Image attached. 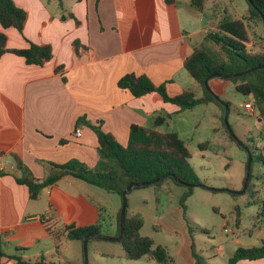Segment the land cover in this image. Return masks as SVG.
Instances as JSON below:
<instances>
[{
	"label": "crops",
	"instance_id": "0c3cea01",
	"mask_svg": "<svg viewBox=\"0 0 264 264\" xmlns=\"http://www.w3.org/2000/svg\"><path fill=\"white\" fill-rule=\"evenodd\" d=\"M13 2L27 16L22 33L0 26L7 36L6 47L25 48L28 41L49 44L52 58L37 65L11 52L0 55V244L6 254L32 262L84 264L83 243L67 238L66 226L99 225L102 235L115 237L121 204L110 200L103 205L97 198L104 197L99 187L72 175L42 188L34 197L16 181L21 172L15 156L41 181L49 175L51 162L77 159L90 168L98 162L97 136L89 127L75 124L79 116L100 124L122 145L132 124L152 128L157 115L170 113L167 121L179 116L185 110L163 101L159 93L133 97L118 86V80L126 73L144 74L155 84L171 80L167 90L172 96L194 87L200 88L202 96L183 60L208 42L206 33L214 27L211 20H205L204 7L198 11L190 0L172 4L164 0ZM69 12L74 18L62 21L60 16ZM221 82L211 77L208 85L218 94ZM77 127L81 128L79 137L73 135ZM259 191L264 194V185ZM237 220L236 225H241V217ZM243 232L248 240L235 236L227 251L233 254L239 247L260 245L264 214L259 213L252 228ZM106 237H89L105 244L91 253L88 264H123L110 260L121 256L129 260L123 247L115 248L119 241L102 239ZM192 254L191 244H183L171 264H196ZM142 257L133 260L135 264ZM235 264H264V258Z\"/></svg>",
	"mask_w": 264,
	"mask_h": 264
},
{
	"label": "trees",
	"instance_id": "16d2710c",
	"mask_svg": "<svg viewBox=\"0 0 264 264\" xmlns=\"http://www.w3.org/2000/svg\"><path fill=\"white\" fill-rule=\"evenodd\" d=\"M62 2L63 0H58ZM167 4L175 3L176 0H164ZM193 6L201 11L205 6V0H190ZM247 2V12L239 17L224 16L215 25L213 31L206 33V40L218 46V50L212 48H194L183 60V67L194 78L195 82L202 89V96L196 97L193 90L183 89L180 93L172 96L167 90V80L160 84L153 83L146 75L124 74L118 80V86L127 89L133 97H140L148 93H159L162 100L177 106L180 111L190 109L197 105L215 103L225 113L223 105L204 85V79L208 75L221 80H229L235 89L245 95H251L255 106L264 116V51L251 52L247 48V43L252 42L253 35L256 34L257 24L264 25V0H245ZM251 2V3H250ZM26 12L16 6L13 0H0V26L2 28L13 27L22 33L23 25L26 20ZM62 21L74 18L72 13L62 14ZM7 36L0 32V55L4 52H11L25 59L27 64L43 65L52 58L51 45H38L28 41V46L21 49L7 48ZM77 46V43H76ZM249 73H243L252 68L258 67ZM57 69H60L58 67ZM229 76V77H225ZM228 105V103H226ZM171 117L170 113L157 115L153 118L152 128L132 124L129 128L127 142L122 145L116 138L104 132L100 124H91L85 118L79 116L76 125H85L92 129L97 136V152L99 160L94 167H88L80 160L72 159L63 164L51 162L52 169L49 175L38 180L31 171L23 164L22 159L15 156L17 168L21 172L20 177H16L19 184L27 186L32 196H37L40 190L60 180L66 175H72L95 185L108 193H116L121 197L124 186L131 182H152L153 180L167 175L155 184H162L170 178L178 183L174 176L185 185L186 191L180 197V206L183 211L186 209V199L192 194L193 187L201 186L203 182L196 175L191 165V153L185 140L179 137L176 132L160 131L157 127L167 122ZM63 143V140L60 141ZM205 147L206 143L200 144ZM251 155L252 152L249 150ZM253 157V155H252ZM138 187V186H134ZM132 187V188H134ZM131 188V189H132ZM128 208V204H127ZM127 208L125 211V230L122 239L119 241L124 250V257L129 260H137L146 256L149 260L160 264H171L173 257L169 255L167 249L162 245H154L152 238L141 234L143 219L139 214L128 216ZM239 208H237V211ZM264 214V200L262 210ZM239 216L236 218V220ZM118 223L115 236L118 235L119 212L117 215ZM49 221V220H48ZM44 223L49 227L50 222ZM239 222V220H237ZM66 237L78 239L83 243L86 234L92 233L95 236L102 235L99 225L66 226ZM92 238H89L91 240ZM191 249L194 252V244ZM264 258V240L260 245L251 247H239L228 258L227 264H235L240 260H254ZM10 260L14 264H55L42 259L32 262L25 260L21 256L6 254L0 244V262ZM196 264H203L199 259H195Z\"/></svg>",
	"mask_w": 264,
	"mask_h": 264
},
{
	"label": "rangeland",
	"instance_id": "374dc122",
	"mask_svg": "<svg viewBox=\"0 0 264 264\" xmlns=\"http://www.w3.org/2000/svg\"><path fill=\"white\" fill-rule=\"evenodd\" d=\"M247 7L245 0H205V20H211L215 29L222 17L243 16ZM255 31L257 35L252 34V42L247 43V48L251 52L264 51L263 23L259 22ZM209 43L212 44L208 41L201 49L210 48ZM211 46L213 50H218L217 45ZM215 79L223 83L222 92L217 96L228 103L230 131L223 122L221 108L215 103L186 109L158 127L160 131L177 132L185 140L191 153V165L203 182V186L193 187L192 194L186 199L185 211L180 206V197L186 187L170 178L160 185L154 183L134 187L127 195V213L131 214L133 210L144 221L140 231L142 235L152 238L154 245L164 246L170 256L176 254L179 246L193 243V257L203 264H226L227 257L232 254L227 251L231 241L235 236L242 241L248 240L243 231L252 228L264 199V194L259 191L264 185V116L251 95L240 93L229 80ZM192 90L200 97L199 87ZM249 103L251 110L247 109ZM202 143L206 146L201 147ZM245 148L251 150L253 157L248 186L243 193H239L244 186L248 159ZM100 189L104 197L97 198L103 205L107 206L110 200L122 203L118 194ZM238 216L242 219L239 226L236 225ZM101 244L105 243L91 240L87 244V264L90 263L91 253L103 248ZM114 244L116 249L122 250L119 242ZM110 260L135 264V261L125 260L122 256ZM138 263L160 264L150 262L145 256Z\"/></svg>",
	"mask_w": 264,
	"mask_h": 264
},
{
	"label": "water",
	"instance_id": "95a60500",
	"mask_svg": "<svg viewBox=\"0 0 264 264\" xmlns=\"http://www.w3.org/2000/svg\"><path fill=\"white\" fill-rule=\"evenodd\" d=\"M251 3V2H250ZM256 68H260V66L258 67H255V68H252L250 70H247L243 73H237V74H234L233 76H239V75H244L246 73H249L250 71L256 69ZM264 68V67H263ZM213 77V75H208L205 79H204V85L205 87L207 88V90H209L212 94H214L215 98L217 99V101L223 105L224 109H225V113H224V119H223V122L224 124L227 126L228 130L230 131V128L228 126V123H227V118H228V111H229V108H228V105L221 101L217 94L214 93L211 88L209 87L208 85V80ZM225 77H229V76H225ZM240 144V143H239ZM241 145V144H240ZM242 146V145H241ZM248 152V159H247V163L245 165V177H244V186L242 188V190L239 192V193H243L245 191V189L247 188L248 186V182H249V176H250V165H251V161H252V155L250 154V151L245 148ZM167 175L165 176H162L160 178H157L155 180H153L152 182H147V181H144V182H131L129 183L128 185L124 186L122 192H121V200H122V203H121V207L119 209V227H120V230H119V233L117 236L115 237H106V238H102V239H106L108 241H120L123 237V234H124V230H125V211H126V208H127V195L128 193L130 192L131 188L134 187V186H144V185H151V184H154V183H157L159 181H161L163 178H165ZM172 178H174L178 183H181V184H184L183 182H181L179 179H177L176 177L174 176H170ZM203 186V185H201ZM93 234L92 233H88L85 235L84 239H83V260H84V264H87V259H86V252H87V243H88V239L89 237H92Z\"/></svg>",
	"mask_w": 264,
	"mask_h": 264
},
{
	"label": "built area",
	"instance_id": "2783aa9c",
	"mask_svg": "<svg viewBox=\"0 0 264 264\" xmlns=\"http://www.w3.org/2000/svg\"><path fill=\"white\" fill-rule=\"evenodd\" d=\"M247 109H248V110H251V109H252V105H251V103H249V104L247 105ZM73 135L76 136V137L81 136V135H82V133H81V128H79V127L75 128V130H74V132H73ZM46 217H47V216H45V219H46Z\"/></svg>",
	"mask_w": 264,
	"mask_h": 264
}]
</instances>
